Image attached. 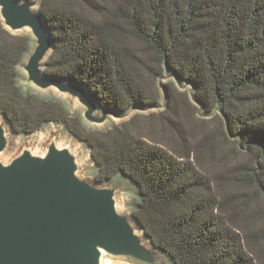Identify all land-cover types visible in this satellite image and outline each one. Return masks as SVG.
Returning a JSON list of instances; mask_svg holds the SVG:
<instances>
[{"label": "trees", "instance_id": "16d2710c", "mask_svg": "<svg viewBox=\"0 0 264 264\" xmlns=\"http://www.w3.org/2000/svg\"><path fill=\"white\" fill-rule=\"evenodd\" d=\"M38 10L53 41L44 75L81 86L100 111L154 109L159 79L175 82L165 109L90 126L64 97L26 84L34 38L0 17V118L19 135L60 124L89 149L98 185L130 180L132 219L170 264H264L263 229L230 213L209 165L233 141L248 159L231 182L264 197V0H40ZM197 108L221 123L191 142L184 121Z\"/></svg>", "mask_w": 264, "mask_h": 264}, {"label": "water", "instance_id": "95a60500", "mask_svg": "<svg viewBox=\"0 0 264 264\" xmlns=\"http://www.w3.org/2000/svg\"><path fill=\"white\" fill-rule=\"evenodd\" d=\"M40 0H0V17L12 33L29 30L34 48L22 66L26 84L41 92L57 91L83 109L89 125L127 114L102 110L85 89L44 75L53 41ZM9 146L0 122V264H104L106 258L132 264H163L140 236L134 220L119 209L118 189L100 187L80 176L78 155L53 140L44 154L24 149L11 162L2 155Z\"/></svg>", "mask_w": 264, "mask_h": 264}, {"label": "rangeland", "instance_id": "374dc122", "mask_svg": "<svg viewBox=\"0 0 264 264\" xmlns=\"http://www.w3.org/2000/svg\"><path fill=\"white\" fill-rule=\"evenodd\" d=\"M27 33H30V31L24 30L16 34H27ZM27 59L25 63L27 62ZM24 74L26 81L27 78L26 73L24 72ZM170 82H175V80L168 75H165L164 77L159 79L158 87L160 88L161 91V100L159 102V105L153 109L154 111L159 112L165 109L166 93L164 86L170 84ZM175 85L181 93L187 94L190 100L193 102L187 88H184L183 86H180L177 83ZM53 91L58 94L57 91L55 90ZM72 104H73V111L78 110L83 115L84 109L76 102ZM101 112L102 111L98 112L99 116L101 115ZM136 113L147 114L148 112L146 113L137 110L134 111L133 114ZM127 119H129V117ZM189 119L191 121H189ZM121 121L122 120L111 118L104 125H100V126L90 125V126L103 128L105 126L109 127L112 123H119ZM0 122H3L6 125L7 134L9 138L8 149L2 155V159L5 163L11 162L26 148L31 149L35 154H44L46 152L47 146L53 140H56V142L60 147L69 146L73 150V152L78 155L79 164L81 166L80 176L83 179L88 180L95 185H98L94 180L95 165L92 162L89 149L83 143L75 139L62 125L51 123L47 127H45L42 131H39L37 133L31 135H19L14 133L13 130L9 128L8 124L2 118H0ZM184 122L189 134H191L190 138L193 137L192 139H190L191 142H195L198 139L202 138L204 132L219 130L221 123L219 119L205 116L203 114V111L200 110L199 108H197V111L189 110L187 114V119ZM236 148H237L236 144L233 141L222 142L220 149L218 150L219 152L217 151L218 155L212 160L211 159L209 160V165L212 168L211 170L219 174L220 176L219 181L221 183V189L223 190L224 194H227L226 197L227 205L230 206V210L234 208L233 212L230 213L231 214L235 213L236 217H238V213H240L241 211L239 209H242L245 215L242 214L241 211L242 217L240 218L241 219L240 221L244 223L246 222L248 224H258L257 227L263 229V233H264V210L259 211L258 215L256 214V210H259L260 208L264 209V197L255 196L254 188L252 186H249L248 188L239 187L234 185V183L231 182L230 180L231 176L233 175V173H235L239 164L248 159V156L245 153L237 152ZM98 186L100 187L115 186L118 189V202H119L120 211L132 218V207L135 204L136 192H135V186L132 184L130 180L125 178L123 175L118 174L109 183ZM245 194H248L249 197H247V195ZM249 199L251 203L249 204L248 207H245ZM142 234L143 233L140 231V236L141 237L143 236L142 238L145 240L147 247L151 251L155 252L161 258L163 264H170L168 259L164 255L155 251L152 248L150 243L145 239L144 235ZM104 264H132V263L123 260H113L110 258H106Z\"/></svg>", "mask_w": 264, "mask_h": 264}, {"label": "bare ground", "instance_id": "6f19581e", "mask_svg": "<svg viewBox=\"0 0 264 264\" xmlns=\"http://www.w3.org/2000/svg\"><path fill=\"white\" fill-rule=\"evenodd\" d=\"M143 235V234H142ZM143 237V236H142Z\"/></svg>", "mask_w": 264, "mask_h": 264}]
</instances>
